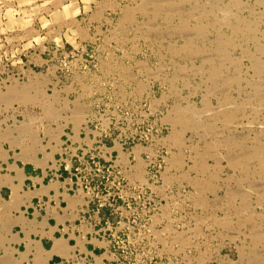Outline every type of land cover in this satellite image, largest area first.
Instances as JSON below:
<instances>
[{
  "label": "rangeland",
  "instance_id": "rangeland-1",
  "mask_svg": "<svg viewBox=\"0 0 264 264\" xmlns=\"http://www.w3.org/2000/svg\"><path fill=\"white\" fill-rule=\"evenodd\" d=\"M107 1L116 7L102 11L100 5ZM21 2L0 0V89L6 91L15 81L29 83L32 72L48 80L45 94L39 98L42 102L22 103L24 112L16 111L15 128L24 119L45 116L49 103L60 109L69 106L59 121L66 129L61 153L67 156L73 151L76 187L87 206L112 210V225L102 234L110 246L105 264H240L245 236L238 230L221 231L202 220L207 213L192 198L195 187L182 177L194 164L193 156L179 170L171 169L168 161L177 148L166 143L172 131L167 117L176 105L188 103L182 97H190L191 103L201 107L204 93L181 87L180 97L172 94L164 79L134 69L148 89L140 95L136 84L128 83L125 96L119 74L106 69L109 61L133 67L146 62L152 69L158 68L160 59L143 38L134 40L132 33V39L124 42L121 33H115L123 11L137 0H78L80 13L74 26L56 24L51 11H43L36 19L26 15L28 21L33 20L28 25L36 32L34 37L13 26L7 16L11 10L15 20L23 18ZM70 4L71 0H65L66 6ZM56 93L60 95L57 101L53 98ZM77 101L88 107V117L78 129L73 120ZM46 121L51 122L40 121V128ZM140 160L147 170V184L136 178ZM174 176L178 179L168 184L166 177ZM224 193L219 191L221 196ZM219 213L223 215V210ZM168 228L171 232L163 234L164 238L156 236V229ZM176 234L190 237L191 245L180 249L174 241ZM168 241L172 247L165 245Z\"/></svg>",
  "mask_w": 264,
  "mask_h": 264
},
{
  "label": "bare ground",
  "instance_id": "bare-ground-1",
  "mask_svg": "<svg viewBox=\"0 0 264 264\" xmlns=\"http://www.w3.org/2000/svg\"><path fill=\"white\" fill-rule=\"evenodd\" d=\"M44 2L22 0L25 15L20 16L23 18L15 20L11 10L7 16L13 26L22 31L26 29L30 37L36 36V32L28 25L33 20L28 21L26 15L36 19L43 11H51L56 24H78V0H71L69 6L65 5V0ZM115 5L107 1L100 7L103 11ZM123 12L116 36L121 33L124 42L129 41L132 33L134 40L143 38L154 49L160 63L154 70L146 62H138L137 67H133L109 61L106 69L119 74L125 96L128 83L136 84V93L140 95L148 89V85L138 80L134 69L147 73L150 78L164 79L163 83L171 86L172 94L180 97L181 87L204 93L201 107L191 103L190 97H182L188 103L176 105L167 117L172 131L166 143L177 148V153H172L168 159L170 168H183L186 158L193 156L194 164L182 177L195 187L192 198L207 213L202 220L212 222L213 227L221 231L238 230L245 236L240 264H264V0H137ZM41 20L47 23L45 18ZM30 78L29 83L15 81L6 91L0 89L1 101L42 102L39 98L45 94L48 80L33 72ZM53 98L59 100V93ZM49 104L45 116L32 117L35 123L48 119L60 124L65 118L69 106L60 109ZM75 107L73 120L78 129L88 117V107L78 101ZM33 124L21 123L18 128L31 133ZM12 130L1 133L0 142L7 139ZM63 131L64 124L52 133L53 138L58 141ZM25 142L17 140L14 145L22 146ZM139 152L137 149L136 153ZM20 158L45 167L51 156L36 160L35 152L25 148ZM144 168L140 160L136 178L147 184ZM175 179L178 178L166 177L168 184ZM221 190L225 191L222 196ZM74 200L82 203L81 197ZM13 209L14 204L0 201L3 217ZM221 210L223 215L219 213ZM165 213L168 215V208ZM18 220L23 222V217ZM12 224L10 218L0 222V250L10 241L4 232L11 233ZM170 232L171 228L162 232L155 230L156 236L163 238V234ZM174 241L184 250L192 243L190 237L182 234H176ZM165 245L172 247L171 241ZM6 248L9 254L6 258L0 254V264H24L28 260L27 253H21L16 259L14 252ZM37 250L35 264H48L55 253L67 258L73 256L65 240H57L50 252L37 243Z\"/></svg>",
  "mask_w": 264,
  "mask_h": 264
},
{
  "label": "crops",
  "instance_id": "crops-1",
  "mask_svg": "<svg viewBox=\"0 0 264 264\" xmlns=\"http://www.w3.org/2000/svg\"><path fill=\"white\" fill-rule=\"evenodd\" d=\"M24 109L22 103L0 100V134L14 129L7 139L0 142V201L14 204V209L5 217L0 214V222L4 218L13 222L11 233L4 232L10 240L6 247L14 252L12 255L16 259L21 253H27L28 260L24 264H35L37 243L50 252L57 240H65L74 257L55 253L48 264H105L110 259V246L108 238L102 234L112 225V210L87 206L86 198L76 187L74 172L77 165L70 154L73 151L67 156L62 154L66 129L57 141L52 133L59 130V124L54 122L46 121L40 128V121L35 123L33 118H28L20 124L34 123L31 133L19 129L18 124L15 128L17 112L23 113ZM17 140L26 142L15 146ZM73 141L76 142V138ZM25 148L35 152L36 160H44L50 155L48 164L43 167L35 161L20 158ZM79 197L82 203L75 202L74 199ZM21 217L23 222L18 220ZM6 247L0 250L2 258L9 254Z\"/></svg>",
  "mask_w": 264,
  "mask_h": 264
}]
</instances>
